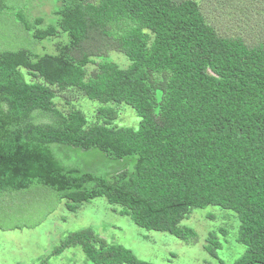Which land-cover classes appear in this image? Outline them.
<instances>
[{"label":"trees","instance_id":"obj_1","mask_svg":"<svg viewBox=\"0 0 264 264\" xmlns=\"http://www.w3.org/2000/svg\"><path fill=\"white\" fill-rule=\"evenodd\" d=\"M52 1L45 19L34 0H0V219L33 190L71 210L105 196L140 227L194 242L181 222L217 205L239 219L234 264H264V41L221 32L198 0ZM44 40L55 52L37 50ZM68 91L102 103L91 120L76 97L59 107ZM111 102L139 126L115 124ZM207 241L214 255L221 243ZM75 246L96 264H155L91 227L40 264Z\"/></svg>","mask_w":264,"mask_h":264},{"label":"rangeland","instance_id":"obj_2","mask_svg":"<svg viewBox=\"0 0 264 264\" xmlns=\"http://www.w3.org/2000/svg\"><path fill=\"white\" fill-rule=\"evenodd\" d=\"M33 0H26L31 5ZM32 13L48 18L54 6L52 0H34ZM208 20L226 34H244L249 43L264 41V0H198ZM240 7L250 13L249 21L237 23L234 11ZM2 24V21H1ZM5 25V23H4ZM25 42V41H24ZM26 43V42H25ZM28 46V44H26ZM37 50L55 52L51 42L44 40ZM110 58L121 66L130 60L121 52L110 51ZM58 100L62 109H67L68 98L81 107L91 120L95 109L102 103L82 97L77 92H67ZM114 107L118 117L114 121L120 126L138 127L140 116L126 103H108ZM85 162L93 159L85 158ZM37 191L26 192L19 198L10 197L7 216L0 219V264H40L51 254L53 248L70 232L86 227L93 228L109 242L129 248L138 258L155 264H234L245 251V245L237 240L239 219L235 211L217 205L203 208L192 207L182 226L194 228L199 235L197 241H185L166 231L149 230L137 225L122 206L110 203L105 196L92 198L77 209H69L66 200L55 207L52 200H45ZM216 234L221 243L213 255L204 245L210 233ZM46 264H96L89 260L80 246L66 248L58 255H51Z\"/></svg>","mask_w":264,"mask_h":264}]
</instances>
